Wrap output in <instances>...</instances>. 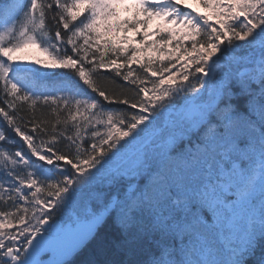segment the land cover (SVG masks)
Here are the masks:
<instances>
[{
	"label": "snow or ice",
	"instance_id": "obj_1",
	"mask_svg": "<svg viewBox=\"0 0 264 264\" xmlns=\"http://www.w3.org/2000/svg\"><path fill=\"white\" fill-rule=\"evenodd\" d=\"M195 3L0 0V264H264V0Z\"/></svg>",
	"mask_w": 264,
	"mask_h": 264
},
{
	"label": "trees",
	"instance_id": "obj_2",
	"mask_svg": "<svg viewBox=\"0 0 264 264\" xmlns=\"http://www.w3.org/2000/svg\"><path fill=\"white\" fill-rule=\"evenodd\" d=\"M192 1H195V0H192ZM154 28H155V26H150V30H151V29H154ZM141 38H142V37H141L139 34H136V39H141ZM189 50H190V46H189ZM133 68H137V66H136V65H133ZM125 70H126V69H125ZM137 70H138V68H137ZM102 71H107V70H102ZM107 74H108L109 76L113 75L111 72H108ZM117 83L120 84V83H123V81H121L119 78H117ZM102 86L108 88L109 90H113V89H115V86L112 85V84H110V83L107 82V81H103V82H102ZM116 90L118 91V89H116ZM41 112H44V113H50V112H51V109L48 108V107H46V106L38 105V106H37V109H36V114H37V115H40ZM49 119H53V120H54L55 117L49 115ZM0 120H2V117H0ZM12 135L14 136V133H13ZM16 139L19 140L18 137H16ZM1 144H2L4 147L8 148V149H9L10 151H12V152L16 151V147H13L12 145H9V144H3V142H1ZM0 208H3V203H2V202H0ZM71 264H78V262L75 260V258H71Z\"/></svg>",
	"mask_w": 264,
	"mask_h": 264
},
{
	"label": "rangeland",
	"instance_id": "obj_3",
	"mask_svg": "<svg viewBox=\"0 0 264 264\" xmlns=\"http://www.w3.org/2000/svg\"><path fill=\"white\" fill-rule=\"evenodd\" d=\"M187 2L189 4H191L192 6L196 7L198 11H200V12L205 11L202 7H200L198 4H196L195 1L187 0ZM14 55L18 56L20 58L21 62L29 63V64L38 58L42 59V60L47 59L44 56V54L42 52L38 51L35 47H28L21 52L14 53Z\"/></svg>",
	"mask_w": 264,
	"mask_h": 264
}]
</instances>
